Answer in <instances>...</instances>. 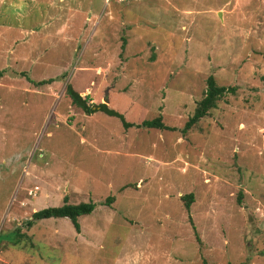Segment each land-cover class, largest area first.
I'll list each match as a JSON object with an SVG mask.
<instances>
[{
    "label": "rangeland",
    "instance_id": "obj_1",
    "mask_svg": "<svg viewBox=\"0 0 264 264\" xmlns=\"http://www.w3.org/2000/svg\"><path fill=\"white\" fill-rule=\"evenodd\" d=\"M1 69L0 264H264V0H0ZM208 76L234 93L183 132ZM64 197L79 233L11 236Z\"/></svg>",
    "mask_w": 264,
    "mask_h": 264
},
{
    "label": "trees",
    "instance_id": "obj_2",
    "mask_svg": "<svg viewBox=\"0 0 264 264\" xmlns=\"http://www.w3.org/2000/svg\"><path fill=\"white\" fill-rule=\"evenodd\" d=\"M124 44L122 45V47ZM6 70H0V77L4 75ZM21 77H24L26 81L31 83L32 85L39 87L44 85H49L52 82H55L58 78L64 79L65 73H62L59 77L55 78H48L45 80L33 81L26 76V73L21 72L19 73ZM234 89L232 87H224L219 86L215 83L214 78L212 76H208L205 80V89L203 91L202 97L197 100L195 103L194 109L192 114L188 117L186 122L183 125V132L189 130L193 125L198 123L204 117H206L209 112L216 108L217 102L227 94H233ZM64 94L69 99L71 105L78 108L83 114L91 115L95 112H101L109 117H114L119 120L121 126L124 129H128L130 127L136 128H146V129H157V130H169L171 131L172 128L165 126L161 122V116L158 115L157 117L145 120L139 124H132L125 121L122 114L117 112L116 110L107 106L106 103H90V99L88 96L81 97L72 87L70 84H65L64 86ZM182 201L184 202V207L186 210H189V206L193 201L192 194H187L181 197ZM113 198L110 197L107 201H112ZM238 202H240V194L238 195ZM94 209V204L92 202H80L78 204H68L66 202V198H63V202L60 206L57 207H47L40 209L38 211H34L29 219L24 220L20 226L16 227L14 231L10 234L11 236H19L20 228L29 229L34 222L44 219L50 218H66L70 221L71 225L73 226L76 233H79V225H78V217L89 215ZM194 237L196 242L199 244L200 240L197 233L194 231ZM202 264H206L205 261H202Z\"/></svg>",
    "mask_w": 264,
    "mask_h": 264
}]
</instances>
